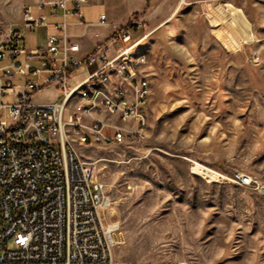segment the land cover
Instances as JSON below:
<instances>
[{"label":"rangeland","instance_id":"1","mask_svg":"<svg viewBox=\"0 0 264 264\" xmlns=\"http://www.w3.org/2000/svg\"><path fill=\"white\" fill-rule=\"evenodd\" d=\"M54 1L0 0V29L22 30L27 7L49 14L50 4L38 5ZM100 10L82 7L93 22L88 37L108 31L98 25ZM137 20L150 85L148 135L80 149L84 160L96 161L111 217L121 222L124 243L115 256L264 264V0H187L160 26ZM44 38L40 26L24 31L21 45L37 47ZM57 97L49 87L33 99ZM195 162L216 175L193 171ZM238 174L251 183L241 184Z\"/></svg>","mask_w":264,"mask_h":264},{"label":"built area","instance_id":"2","mask_svg":"<svg viewBox=\"0 0 264 264\" xmlns=\"http://www.w3.org/2000/svg\"><path fill=\"white\" fill-rule=\"evenodd\" d=\"M91 0H58L63 20L45 45L22 47L24 31L48 26L46 13L27 7L23 29H0V264H188L123 261L121 222L111 217L112 199L80 149L140 143L148 135L150 85L141 50L145 35L136 17L90 52L81 54L67 15L83 23ZM69 3L72 8H69ZM98 24L109 26L105 12ZM24 80L15 84L14 79ZM58 91L48 102L33 97ZM241 184L251 177L238 174Z\"/></svg>","mask_w":264,"mask_h":264},{"label":"crops","instance_id":"3","mask_svg":"<svg viewBox=\"0 0 264 264\" xmlns=\"http://www.w3.org/2000/svg\"><path fill=\"white\" fill-rule=\"evenodd\" d=\"M150 1H153L151 10H147L150 5ZM185 1L187 0H164L162 2L161 0H91L90 3L85 5L99 6L101 8L100 12H105L109 20L108 31L103 32V34L97 37H88V34L92 32L91 27L93 25V22L86 21L85 15L83 23H79L74 14L67 15L66 21L69 23V32L73 35L80 36L77 37V40H79L82 47L81 54H84L90 52L97 44L104 41L116 29L127 24L132 17H142L144 18V20L150 21L152 25L160 26L163 22L169 19V17L174 13L178 6ZM58 10V12H54V14H51L53 10L52 8L49 9L50 13L48 15H50V24L48 26H42V28H44L45 38L44 42L37 47L45 45L48 34L55 33L52 23L60 22L63 20V17L61 16V10ZM142 28L143 27L141 24L136 32L137 37L142 35V32L144 30Z\"/></svg>","mask_w":264,"mask_h":264},{"label":"bare ground","instance_id":"4","mask_svg":"<svg viewBox=\"0 0 264 264\" xmlns=\"http://www.w3.org/2000/svg\"><path fill=\"white\" fill-rule=\"evenodd\" d=\"M193 171L203 175V176H215L216 172L212 170L211 168L199 163L195 162L193 165Z\"/></svg>","mask_w":264,"mask_h":264},{"label":"water","instance_id":"5","mask_svg":"<svg viewBox=\"0 0 264 264\" xmlns=\"http://www.w3.org/2000/svg\"><path fill=\"white\" fill-rule=\"evenodd\" d=\"M264 190V188H262Z\"/></svg>","mask_w":264,"mask_h":264}]
</instances>
